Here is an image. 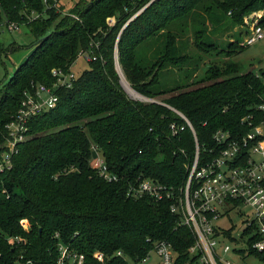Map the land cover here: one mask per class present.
<instances>
[{
    "label": "trees",
    "instance_id": "16d2710c",
    "mask_svg": "<svg viewBox=\"0 0 264 264\" xmlns=\"http://www.w3.org/2000/svg\"><path fill=\"white\" fill-rule=\"evenodd\" d=\"M58 1L0 0V23L24 24L35 40L0 85V142L23 92L32 83L52 85L51 69L68 70L92 41L98 44L95 61L56 92L57 106L30 120L29 139L0 175V264L20 255L21 262L52 264L55 233L80 253L121 251L133 260L153 242L168 241L184 264L193 237L177 227L170 201L131 199L126 190L150 178L177 192L197 150L199 166L217 154L218 131L234 138L263 119L264 70L243 71L230 60L243 46L234 39L222 45L218 37L227 32L222 24L233 30L256 10L264 25V0H80L69 13L78 20ZM110 17L115 23L108 26ZM115 52L126 84L147 101L126 96ZM208 54L226 61L194 78ZM172 125L183 130L173 135ZM99 155L115 182L99 175ZM19 237L17 247L8 243Z\"/></svg>",
    "mask_w": 264,
    "mask_h": 264
},
{
    "label": "built area",
    "instance_id": "2783aa9c",
    "mask_svg": "<svg viewBox=\"0 0 264 264\" xmlns=\"http://www.w3.org/2000/svg\"><path fill=\"white\" fill-rule=\"evenodd\" d=\"M252 17H255L254 21L261 18ZM18 29V24L14 22L0 23V33ZM263 38L264 25L259 20L246 32L241 45L252 46ZM97 45H91L92 49ZM87 52L80 55L88 62L95 61L93 51ZM50 72L55 80L52 85L32 83L31 89L23 92L15 116L5 127L7 134L0 142V175L10 171L19 146L29 139L30 120L54 109L58 102L56 92L70 88L77 78L71 67L66 71L52 69ZM258 111L263 113V119L257 124L249 122L250 131L247 134L232 138L228 132L218 131L214 139L219 150L204 165L198 164L197 150L186 183L177 192L150 178H138L127 187V198L150 196L157 201H170V213L179 218L177 227H186L193 237V243L186 251L188 260L184 264H245L248 257L264 262V103L259 105ZM181 117L191 129L184 116ZM170 129L176 135L183 127L176 129L172 125ZM94 165L107 182L117 180L100 155ZM232 213L241 218L240 229L232 223L228 228L217 225L219 220L229 218ZM20 226L24 231L29 230L27 220H21ZM59 238L60 235L55 233L57 241L52 264H179L177 254L168 241L153 242L143 257L133 260L121 251L110 257L98 251L83 254ZM21 241L20 237L8 239L14 247ZM21 258L20 255L14 264H32L30 261L21 262Z\"/></svg>",
    "mask_w": 264,
    "mask_h": 264
},
{
    "label": "rangeland",
    "instance_id": "374dc122",
    "mask_svg": "<svg viewBox=\"0 0 264 264\" xmlns=\"http://www.w3.org/2000/svg\"><path fill=\"white\" fill-rule=\"evenodd\" d=\"M78 1L80 0H59L57 2V7H62L63 14H69L70 10L75 7ZM69 15L75 20H78L76 16L71 14ZM262 15V10H256V12L251 13L249 18H246L244 25H240V27H235L233 30H230L228 27H226L227 25L225 26V24H222L219 28L227 32H224L222 36L218 37L221 44L224 45L227 41H230V39L231 41H233L234 39L241 45L245 39L246 32L249 30L252 24L259 22V20H262ZM252 16H257L261 18H258L256 21H254L255 17ZM106 21L108 26L113 25L115 23L113 17H110ZM18 26L19 29L17 31H2L0 33V85L12 77L15 68L28 57L34 46L33 44L35 40L28 32L27 27L24 24H20ZM187 36L190 37L189 35ZM96 42L97 41H92V45H94ZM90 51H92V46L89 47V52ZM191 53H196V51L192 49ZM230 60L242 66V69L245 72L253 71L254 73H258L260 70H264V38L252 46H243L240 52L232 56ZM202 61L203 62L199 66L200 69L194 78H200L203 73L209 68V66L222 67V65L226 61V58H223L220 55L208 54V56L203 55ZM87 62L88 61L85 60L83 55H80L76 62H74V64L70 66L71 71L74 72L75 75L78 77L79 74L83 72V70L88 68ZM117 69H119V66ZM122 84L123 83L120 81V86H122V89L128 98L140 102L147 101L144 98L139 99L135 95L128 93L126 91V88H124L125 86H123ZM242 212L246 213L245 211ZM230 223H232L235 228L240 229L242 227L241 218L238 217L237 213H232L229 218L219 220L217 222V225L221 228H228L230 226ZM223 243L229 245L230 247L233 246V244H229L228 242ZM245 264H264V262L256 260L253 257H248Z\"/></svg>",
    "mask_w": 264,
    "mask_h": 264
},
{
    "label": "bare ground",
    "instance_id": "6f19581e",
    "mask_svg": "<svg viewBox=\"0 0 264 264\" xmlns=\"http://www.w3.org/2000/svg\"><path fill=\"white\" fill-rule=\"evenodd\" d=\"M118 70H120V69H118ZM120 74H121V82L123 83L122 85L125 86L124 88H126V91H127L128 93H131V94L135 95L137 98L142 99L143 97L139 96L135 91H133V90L131 89L130 86H128V85L126 84V82H125V80H124V77H123V75H122V73H121V70H120Z\"/></svg>",
    "mask_w": 264,
    "mask_h": 264
},
{
    "label": "water",
    "instance_id": "95a60500",
    "mask_svg": "<svg viewBox=\"0 0 264 264\" xmlns=\"http://www.w3.org/2000/svg\"><path fill=\"white\" fill-rule=\"evenodd\" d=\"M117 57H118V53L116 54V60H117ZM117 68H118V64H117V61H116V70L119 72V75H120V78H121L120 70H118ZM146 100H148V99H146Z\"/></svg>",
    "mask_w": 264,
    "mask_h": 264
}]
</instances>
